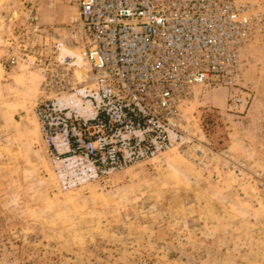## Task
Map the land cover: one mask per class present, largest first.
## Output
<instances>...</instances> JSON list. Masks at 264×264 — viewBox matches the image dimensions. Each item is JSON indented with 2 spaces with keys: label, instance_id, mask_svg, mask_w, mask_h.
<instances>
[{
  "label": "rangeland",
  "instance_id": "374dc122",
  "mask_svg": "<svg viewBox=\"0 0 264 264\" xmlns=\"http://www.w3.org/2000/svg\"><path fill=\"white\" fill-rule=\"evenodd\" d=\"M30 10L48 35L29 36ZM55 11L77 16L61 0H0V264H264V35L241 53L243 112L224 86L196 87L183 143L64 188L35 112L61 85L53 56L79 51Z\"/></svg>",
  "mask_w": 264,
  "mask_h": 264
},
{
  "label": "built area",
  "instance_id": "2783aa9c",
  "mask_svg": "<svg viewBox=\"0 0 264 264\" xmlns=\"http://www.w3.org/2000/svg\"><path fill=\"white\" fill-rule=\"evenodd\" d=\"M61 1L76 5L69 23L79 51L53 56L61 85L35 112L64 188L183 143L181 106L196 87L224 86L229 110L246 109L241 53L264 35V0ZM25 28L50 33L32 10ZM53 46L48 53L59 50ZM231 166L238 176L244 170Z\"/></svg>",
  "mask_w": 264,
  "mask_h": 264
},
{
  "label": "crops",
  "instance_id": "0c3cea01",
  "mask_svg": "<svg viewBox=\"0 0 264 264\" xmlns=\"http://www.w3.org/2000/svg\"><path fill=\"white\" fill-rule=\"evenodd\" d=\"M68 16H69V14H68ZM68 16H67V14H62V13L60 14V12L55 11L53 16H52L53 23L59 24L61 21L66 22L69 19Z\"/></svg>",
  "mask_w": 264,
  "mask_h": 264
}]
</instances>
